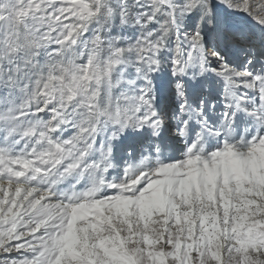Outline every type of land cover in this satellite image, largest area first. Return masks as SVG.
<instances>
[{
  "label": "snow or ice",
  "instance_id": "6c2138e0",
  "mask_svg": "<svg viewBox=\"0 0 264 264\" xmlns=\"http://www.w3.org/2000/svg\"><path fill=\"white\" fill-rule=\"evenodd\" d=\"M0 264H264V0H0Z\"/></svg>",
  "mask_w": 264,
  "mask_h": 264
}]
</instances>
